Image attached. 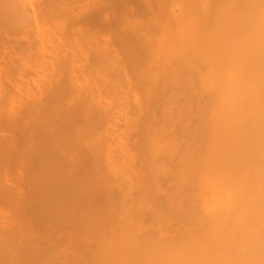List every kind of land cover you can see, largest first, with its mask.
<instances>
[{
	"label": "bare ground",
	"instance_id": "obj_1",
	"mask_svg": "<svg viewBox=\"0 0 264 264\" xmlns=\"http://www.w3.org/2000/svg\"><path fill=\"white\" fill-rule=\"evenodd\" d=\"M84 2L35 4L25 104L0 82V264H264V0Z\"/></svg>",
	"mask_w": 264,
	"mask_h": 264
},
{
	"label": "rangeland",
	"instance_id": "obj_2",
	"mask_svg": "<svg viewBox=\"0 0 264 264\" xmlns=\"http://www.w3.org/2000/svg\"><path fill=\"white\" fill-rule=\"evenodd\" d=\"M38 1H40V0H15V6H16V11H17V15H18V13L20 14V18H18V16H13V18L15 19H17L16 20V26L13 28V30L12 29H10V31L12 30V32H10L9 31V33H11V34H9V33H7V37H6V41H5V43L3 44V45H0V46H4V47H0V78H2L1 80H0V82H4V83H0L1 85V89H2V85L3 86H5L4 88H3V90H4V92H6V94H8L9 96H10V94H11V97L14 95L15 96V99L17 98V102H15V103H17L18 104V102L20 101V100H22V101H25L26 99V97H25V95H24V92L22 93L21 91H22V89H20V87L19 86H21V87H23V84H24V87L27 85H33L32 87H33V89H35V87L34 86H39V79H38V75L37 74H39L40 75V73H38V69H39V67L38 66H40V64L42 63L41 62V58H39V56H38V52H36V50H34L33 48H32V46L33 45H31L30 47H29V50L27 51L26 50V46H25V43L27 44V43H29L28 41H29V39H30V43L32 42V39H34L35 38V36H36V29H35V27H36V24H35V27H34V24L32 23L33 22V20H31V19H34V20H36L37 21V18H40V15H39V10H38V12H37V9H34V8H38V7H40L39 5H35V4H37L38 3ZM76 1V0H75ZM77 1H79V3L77 2V4H78V6H77V4H74V5H72L73 3L72 2H74V1H71V0H69V1H67L66 0V2H69V4H71V9L72 10H74V8L76 9L77 7V9L76 10H80L81 11V9L79 8V5L80 4H83V3H85L84 1H87V0H82L83 1V3L81 2V0H77ZM143 1H146V0H143ZM152 0H150V2H151ZM0 2L2 3V5L8 10V9H10V4L8 3L7 4V0H0ZM120 3L119 5H118V3ZM141 2V1H140ZM40 3V2H39ZM76 3V2H75ZM87 3V2H86ZM113 3V7H112V13H113V19H111V22H113V23H115V21L117 22L118 21V17H125V15L126 16H128V13L126 12V10H125V7L126 6H128V7H130V8H132V10H134L135 11V13H139V10H140V15L139 16H141V18H142V15H141V13L142 14H145V13H143L142 12V9H140L139 7L141 6V7H143L142 5H139V4H141V3H143V2H141V3H139L138 5L136 4V3H138V0H111V4ZM129 3V4H128ZM115 4H117V5H115ZM121 4H123V5H121ZM121 5V6H120ZM126 5V6H125ZM130 5H132V6H130ZM83 6V5H82ZM117 6L119 7L118 9H117ZM81 7V6H80ZM83 8V7H82ZM134 8V9H133ZM144 8V7H143ZM117 9V10H116ZM145 9V8H144ZM30 10V11H29ZM78 10V11H79ZM125 10V11H124ZM137 10V11H136ZM33 11V12H32ZM36 11V12H35ZM144 11V10H143ZM35 12V13H34ZM32 13L33 14H36L37 16H33V18H31L32 17ZM116 13V14H115ZM120 15H119V14ZM122 13V14H121ZM114 14H115V16H114ZM118 14V15H117ZM137 15V14H136ZM146 15V14H145ZM100 17H101V15H99ZM118 16V17H117ZM35 17H37L36 19H35ZM137 17H138V15H137ZM120 18V19H121ZM127 18H129V17H126V18H124V19H127ZM115 19V21H113ZM119 19V20H120ZM40 20V19H39ZM98 20H100V19H98ZM31 21V22H30ZM40 22V23H39ZM100 22H102V20L100 21ZM110 22V27H111V31L112 30H114V32L116 33V30H117V32H118V28H119V30H120V26L122 25V23L120 22V21H118L119 23H121L120 25H118L117 23H115V24H113V23H111ZM17 23H18V25H17ZM38 23L40 24L39 26L41 27V20L40 21H38L37 22V25H38ZM119 26V27H118ZM39 27V28H40ZM113 27V28H112ZM118 27V28H117ZM38 27H37V29L38 30H41L42 31V28L41 29H39ZM2 30H4L5 31V27L3 28L2 27ZM31 32H33V33H31ZM35 33V34H34ZM39 33V31H37V34ZM50 32H47V34H49ZM57 35H58V32L56 33ZM35 35V36H34ZM31 36V37H30ZM34 37V38H33ZM76 37V36H75ZM77 38V37H76ZM76 38H74V36H73V40L75 39L76 40ZM80 38V37H79ZM78 41L80 40V39H77ZM8 41V42H7ZM74 42V41H73ZM77 42V41H76ZM79 43H81V41L79 42ZM79 43H77V45L79 44ZM24 45V46H23ZM6 47V48H5ZM34 47V46H33ZM25 48V49H24ZM34 51H31V49ZM31 52V53H30ZM26 53V54H25ZM30 54V55H29ZM34 54V55H33ZM37 54V55H36ZM27 55H29V56H27ZM35 56V57H33V56ZM88 56H90V55H88ZM91 57V56H90ZM33 60H32V59ZM38 58V59H37ZM93 58H94V56H93ZM22 59V60H21ZM31 60V61H30ZM36 60V61H35ZM87 60H89V58L87 59ZM93 60V59H92ZM91 60V58H90V61H92ZM94 60H96V59H94ZM94 60H93V62H90V64L92 65V63L94 64ZM29 61V62H28ZM34 61V62H33ZM27 62V63H26ZM36 62V63H35ZM96 62L97 61H95V64H96ZM27 65H26V64ZM29 63V64H28ZM32 63V64H31ZM79 63H80V61H79ZM6 64V65H5ZM28 65H29V67H28ZM37 66L38 67V69H37V72H36V69H34L33 70V66ZM97 65V64H96ZM79 65H76V67L75 68H78L77 69V71L78 70H80V68L78 67ZM6 67V68H5ZM30 67H31V69H30ZM41 67V66H40ZM93 67V66H92ZM5 68V69H4ZM8 68H9V70H8ZM30 69V70H29ZM82 69V68H81ZM86 69V68H85ZM88 69V68H87ZM86 69V71H88V70H90V69H88L87 70ZM3 70V71H2ZM5 70H7V71H9V76L8 75H6L5 76V73H6V71ZM24 71H26V73H23ZM28 71H30V73L28 72ZM34 72V73H31V72ZM77 71H73L72 73H74V72H77ZM82 71H84V74H85V70H82ZM82 71L81 72H79V75H78V78H80V77H82L83 76V78L85 77L83 74H82ZM4 72V73H3ZM8 73V72H7ZM6 73V74H7ZM88 73V72H87ZM86 73V74H87ZM77 74V73H76ZM75 74V75H76ZM82 74V75H81ZM12 75V76H11ZM27 75H29V76H27ZM31 75V76H30ZM33 75H34V77H33ZM74 75V74H73ZM72 75V76H73ZM87 76V75H86ZM8 77V78H7ZM30 77V78H29ZM32 77V78H31ZM31 79H32V81H31ZM33 79H34V82H33ZM30 80V81H29ZM35 81H38V82H36L35 83ZM27 82V83H26ZM37 84V85H36ZM29 85V88L31 87ZM13 87V88H12ZM19 87V88H18ZM36 87V88H37ZM6 88H8V89H6ZM10 88V89H9ZM12 88V89H11ZM16 88H18L17 90H16ZM27 88V87H26ZM15 89V90H14ZM32 89V88H31ZM6 90H9V93H8V91H6ZM18 90L20 91V92H18ZM26 90H30V89H26ZM35 90H37V89H35ZM1 91V90H0ZM14 91V92H13ZM17 91V92H16ZM23 91H24V89H23ZM32 91V90H31ZM34 92V91H33ZM14 93V94H13ZM28 93V92H27ZM37 93V92H36ZM0 94H1V92H0ZM20 95V97H19V95ZM26 94V93H25ZM29 94V95H28ZM28 94H26L28 97H31L30 95V91H29V93ZM3 95H4V93H3ZM34 95V93L32 94V96ZM7 96V95H6ZM13 96V97H14ZM16 96H18V97H16ZM3 97H5V96H3ZM11 97H9V98H11ZM22 97V98H21ZM23 97H25V98H23ZM6 98V97H5ZM9 98H8V96H7V101H11V99H12V101H11V106H12V109H13V101H16L15 99H13V98H11L10 100H9ZM20 98V99H19ZM24 99V100H23ZM6 101V100H5ZM4 101V102H5ZM6 101V102H7ZM3 102V101H2ZM5 102V103H6ZM9 103V102H8ZM20 103H24L25 104V102H20ZM18 104V105H22V104ZM2 104V103H1ZM3 105L4 104H2V107H3ZM9 104H7L6 106H8ZM16 105V104H15ZM18 105H16V106H14V109H18ZM5 105H4V108L6 107ZM10 106V105H9ZM8 106V107H9ZM11 106L9 107V108H7L6 109V111L8 112V110H10V108H11ZM18 106V107H17ZM15 107H17V108H15ZM19 108H22V107H19ZM0 109H1V107H0ZM12 109L10 110V111H12ZM2 112H3V108H2V110H1ZM6 111H4L5 113H6ZM3 112V113H4ZM1 116V115H0ZM3 118H5L4 117V115H3ZM0 119H2V118H0ZM4 120V119H3ZM1 122V121H0ZM2 122H4V121H2ZM1 124V123H0ZM1 126H2V124H1ZM4 126V125H3ZM3 126H2V128H3ZM0 129H1V127H0ZM5 128H3V129H1V130H4ZM1 133V132H0ZM2 134V133H1ZM5 135H7V134H9V133H4ZM11 214V213H10ZM10 217L12 218L13 217V215H10ZM9 217V218H10ZM13 220H14V218H12ZM54 250L56 249L55 247L53 248Z\"/></svg>",
	"mask_w": 264,
	"mask_h": 264
}]
</instances>
